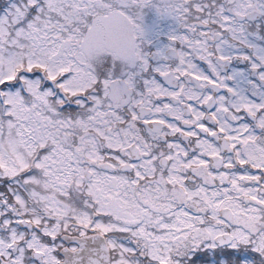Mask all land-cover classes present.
<instances>
[{"label":"snow or ice","instance_id":"1","mask_svg":"<svg viewBox=\"0 0 264 264\" xmlns=\"http://www.w3.org/2000/svg\"><path fill=\"white\" fill-rule=\"evenodd\" d=\"M0 264H264V0H0Z\"/></svg>","mask_w":264,"mask_h":264}]
</instances>
